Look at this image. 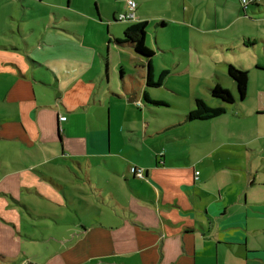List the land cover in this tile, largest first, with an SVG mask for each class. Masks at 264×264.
Instances as JSON below:
<instances>
[{
    "label": "crops",
    "instance_id": "1",
    "mask_svg": "<svg viewBox=\"0 0 264 264\" xmlns=\"http://www.w3.org/2000/svg\"><path fill=\"white\" fill-rule=\"evenodd\" d=\"M135 1V18L140 9L136 21L118 19L128 3L113 13V22H130L123 36L113 22L98 24V5L95 11L82 9L75 0H27L28 6L15 9L17 25L1 30L0 264H264V198L254 192L251 198L242 196L256 187L252 173L240 194L230 196L224 187H208L213 171L189 161L184 147L191 142L185 137L170 139L164 151L155 145L153 138L161 133L182 135L195 123L215 118L187 120L191 108L177 114L174 124H154L153 131L145 123L141 145L131 142L123 128L113 134L114 103H129L154 118L161 115L156 106L174 104L165 94L153 93L170 85L173 71L155 69L152 62V81L160 85L148 86L146 60L124 42L129 25L150 22L143 7L152 0ZM254 3L260 7L258 0ZM32 19L35 23L24 26V20ZM11 34L19 38L6 40ZM36 41L40 58L47 59L30 53ZM46 46L54 49L44 52ZM158 48L174 55L180 49V59L189 55L180 43ZM124 60L137 62V71L128 73ZM115 74L122 83L114 84ZM217 84L237 96L231 77L204 86L211 94ZM197 98L224 105L207 93L194 94L195 103ZM132 166L143 167L144 177L135 176ZM111 174L124 177L128 200ZM23 219L43 222L42 229H23Z\"/></svg>",
    "mask_w": 264,
    "mask_h": 264
},
{
    "label": "rangeland",
    "instance_id": "2",
    "mask_svg": "<svg viewBox=\"0 0 264 264\" xmlns=\"http://www.w3.org/2000/svg\"><path fill=\"white\" fill-rule=\"evenodd\" d=\"M14 1L15 3L9 1L0 3V35L2 29L11 30L17 25V22L15 23L12 19L17 16L15 11L17 5L28 6L27 0ZM75 2L77 7L82 9L89 7L93 11H95V5H98L101 15L98 24L101 21L113 22V13L119 11L122 5L127 6V0H75ZM258 3L260 7L252 3L244 9L239 0H152L148 6L143 7L146 11L145 15L150 19L146 45L155 52L152 56L154 67L155 69L166 67L173 71V74L167 78L170 85L156 87L153 93L165 94L174 101V104L156 106L154 109L159 110L161 115L154 118L148 113L144 117L142 112L144 110L139 111L137 107L129 103L127 104L130 107L122 103H114L111 105L113 134L123 128L124 132H128V136L132 135L131 142L141 145L144 140L145 123H151L149 126L152 131L154 124L165 127L176 123L177 114L186 113L191 108H195L194 94L205 95L207 93L210 98L211 94L207 92L205 82L214 85V80L221 81L230 78L228 76L229 63L247 68L251 72H249L248 93L244 101L228 106L224 115L212 121H207L205 124L195 123L196 125L182 135H177L171 130L153 139L157 138L155 145L164 151L170 139L185 137L191 142L190 145L184 147L185 150L190 151L189 161L198 164V169L205 168L213 171L207 184L208 187L217 190L218 187H224L230 196H237L248 174L252 173L257 183L256 187L251 191H243L242 196L245 197L248 194V198H251V192H254L257 197L264 198V71L256 70L257 67L264 68V0H258ZM139 12L140 9L137 10L135 21L139 18ZM35 20L43 21L41 18ZM163 20L166 21V26L161 24ZM24 21H26L24 26L30 27L34 19L31 22L30 20ZM113 23L115 24L113 29L117 32L122 31L121 36L124 32L123 26L130 24V22L119 21ZM177 23L188 25L186 28H181ZM103 29L106 31L107 26H103ZM18 38V34H11L8 38L5 36L6 40ZM74 38L77 39L76 36ZM31 43L35 46L30 49V53L40 58L37 53L38 41ZM160 43L164 48L167 45L180 43L187 47L189 55L180 59L177 56H183L180 49H176L177 55L161 53L158 48ZM46 48H42L44 52L54 49L53 46H46ZM123 54L128 57L127 53ZM47 55L51 56V54ZM40 59L47 58L43 56ZM167 60L174 61L175 66L169 64ZM125 63L128 64V73L130 70L137 71L135 69L137 62L132 64V62L125 61ZM215 74L222 76L217 79ZM120 77L115 74L114 84L116 81L122 83ZM189 81L194 82L195 85L188 84ZM175 89L181 92L177 93ZM230 91L236 94L235 90ZM134 128L138 130L132 133L131 130ZM257 135L260 136L255 138ZM243 142L252 143V148L248 149L242 144ZM111 176L125 193L124 199L128 200V186L125 184L124 177L115 174ZM59 210L60 207H57L56 211L59 212ZM42 223L39 220H21L23 229L28 228L37 232L42 229ZM39 235L45 234L40 233Z\"/></svg>",
    "mask_w": 264,
    "mask_h": 264
},
{
    "label": "trees",
    "instance_id": "3",
    "mask_svg": "<svg viewBox=\"0 0 264 264\" xmlns=\"http://www.w3.org/2000/svg\"><path fill=\"white\" fill-rule=\"evenodd\" d=\"M250 4L244 7V9L247 8ZM148 24L149 22L146 20L135 22L129 25L125 31L126 40H124V42L130 43L135 52L146 60L149 71L147 85L157 86L160 85V82L155 83L152 81L151 72L153 69L152 56L155 52L146 45ZM162 24H165V22H162ZM228 74L236 82L237 96H234V94L229 89H226L224 86L217 84L211 87V95L214 98L221 100L224 105L210 106L204 99L197 98L195 108L187 114V120H208L219 117L226 113L228 106L234 103L235 100H244L246 98L248 93L249 71L247 69L237 67L233 63H230L228 65ZM146 98L149 99L147 96ZM154 102L161 103L160 101Z\"/></svg>",
    "mask_w": 264,
    "mask_h": 264
},
{
    "label": "built area",
    "instance_id": "4",
    "mask_svg": "<svg viewBox=\"0 0 264 264\" xmlns=\"http://www.w3.org/2000/svg\"><path fill=\"white\" fill-rule=\"evenodd\" d=\"M257 0H241V4L246 7L248 4L252 2H256ZM128 10L125 13H122L119 15L118 19L120 21H132L135 19V11L137 8V3L135 0H128ZM61 119H66V116H62ZM131 172L137 176V177H144L145 175V170L143 167L140 166H132L131 167ZM196 174H199V171H196Z\"/></svg>",
    "mask_w": 264,
    "mask_h": 264
}]
</instances>
